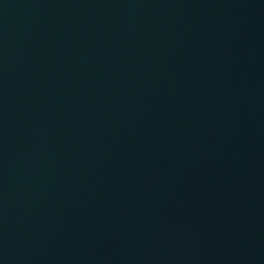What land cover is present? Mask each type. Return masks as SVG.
<instances>
[{
    "label": "water",
    "instance_id": "water-1",
    "mask_svg": "<svg viewBox=\"0 0 264 264\" xmlns=\"http://www.w3.org/2000/svg\"><path fill=\"white\" fill-rule=\"evenodd\" d=\"M0 264H264V0H0Z\"/></svg>",
    "mask_w": 264,
    "mask_h": 264
}]
</instances>
